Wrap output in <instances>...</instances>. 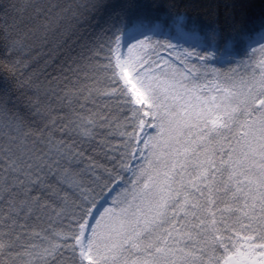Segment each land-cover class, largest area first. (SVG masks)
Returning <instances> with one entry per match:
<instances>
[{"label":"snow or ice","instance_id":"6c2138e0","mask_svg":"<svg viewBox=\"0 0 264 264\" xmlns=\"http://www.w3.org/2000/svg\"><path fill=\"white\" fill-rule=\"evenodd\" d=\"M159 28L99 34L30 118L0 104V264H264V58L201 83L216 52L170 73L148 56Z\"/></svg>","mask_w":264,"mask_h":264},{"label":"trees","instance_id":"16d2710c","mask_svg":"<svg viewBox=\"0 0 264 264\" xmlns=\"http://www.w3.org/2000/svg\"><path fill=\"white\" fill-rule=\"evenodd\" d=\"M36 8L51 9L49 20L35 17ZM180 16L186 29L201 38V44L191 50L216 52L207 61L208 67L201 69V83L217 79L213 69L228 74L236 69L237 75L251 72L254 62L249 59L248 39L264 29V0H0V104L10 113L30 118V101L38 90L43 93L48 77L56 75L99 34L113 25L126 34L139 21L148 27L159 23L161 33L152 39L163 45L169 37L165 31ZM14 21L18 28L11 27ZM43 24L48 28H38ZM14 39L25 47L11 51L8 45ZM261 58L264 55L257 51L255 60ZM191 62L200 64L195 57ZM106 193L98 188L96 200L100 202ZM259 261L257 255L249 264Z\"/></svg>","mask_w":264,"mask_h":264},{"label":"rangeland","instance_id":"374dc122","mask_svg":"<svg viewBox=\"0 0 264 264\" xmlns=\"http://www.w3.org/2000/svg\"><path fill=\"white\" fill-rule=\"evenodd\" d=\"M178 20L180 21V26H177L176 22ZM184 24V17H178L173 25L165 31V35L169 37L168 40L163 43V47H157L155 52H148V56L151 59L156 60L160 64V67L166 68L170 73L185 72V66L181 63V60H183L184 58L180 54H182L185 49L191 50L192 46L201 44L200 35L197 32L186 29ZM127 33L128 31L125 34V39H127ZM160 33L161 31L158 30L155 32L145 30V34L151 36V38H153L155 34ZM262 37H264V29L255 36L248 39L250 50L255 48L259 51L260 45L264 44V38ZM169 45H171L172 47L170 48ZM262 54L264 55V53ZM178 55H180L179 60L177 59ZM164 61H167V64H165ZM110 201L111 196H108V194L106 193V195L100 201L101 210L103 207L109 206Z\"/></svg>","mask_w":264,"mask_h":264}]
</instances>
